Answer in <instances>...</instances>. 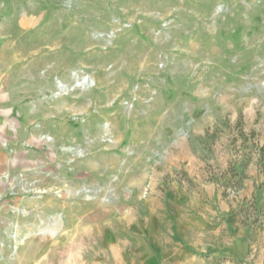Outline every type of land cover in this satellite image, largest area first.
Listing matches in <instances>:
<instances>
[{
	"label": "rangeland",
	"instance_id": "374dc122",
	"mask_svg": "<svg viewBox=\"0 0 264 264\" xmlns=\"http://www.w3.org/2000/svg\"><path fill=\"white\" fill-rule=\"evenodd\" d=\"M264 0H0V264H264Z\"/></svg>",
	"mask_w": 264,
	"mask_h": 264
},
{
	"label": "trees",
	"instance_id": "16d2710c",
	"mask_svg": "<svg viewBox=\"0 0 264 264\" xmlns=\"http://www.w3.org/2000/svg\"><path fill=\"white\" fill-rule=\"evenodd\" d=\"M260 158L264 160V145L260 149Z\"/></svg>",
	"mask_w": 264,
	"mask_h": 264
}]
</instances>
